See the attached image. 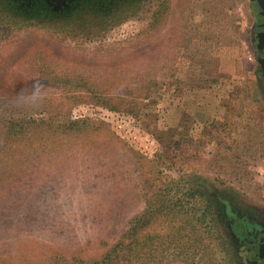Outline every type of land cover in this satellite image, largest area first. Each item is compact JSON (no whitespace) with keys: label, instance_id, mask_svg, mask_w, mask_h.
<instances>
[{"label":"rangeland","instance_id":"obj_1","mask_svg":"<svg viewBox=\"0 0 264 264\" xmlns=\"http://www.w3.org/2000/svg\"><path fill=\"white\" fill-rule=\"evenodd\" d=\"M256 1L71 0L60 11L0 0V95L40 110L54 99L69 118L105 126L97 171H89L96 160L68 153L0 196V264H29L35 251L47 264L99 257L101 241L112 244L143 208L136 189L143 166L161 172L165 185L185 178L202 185L208 226L227 249L214 264H254L252 236L240 240L235 218L264 227ZM77 76L97 81L106 100H66L59 82ZM13 151L3 161L20 180L31 169ZM13 188L31 196L14 201Z\"/></svg>","mask_w":264,"mask_h":264},{"label":"trees","instance_id":"obj_2","mask_svg":"<svg viewBox=\"0 0 264 264\" xmlns=\"http://www.w3.org/2000/svg\"><path fill=\"white\" fill-rule=\"evenodd\" d=\"M43 77L48 80L54 79V75L50 73ZM65 80L59 83L66 90V92L63 90L66 100L82 102L85 97L86 99L89 97L98 103L103 99V92L96 87L97 81L84 79L83 76ZM32 101L15 100L13 97H7L5 93L4 97L0 95V157H2L0 166L4 162V167L0 169V196L4 197V200L10 194L8 193L10 186L13 187L20 181L28 183L29 179L39 176V172L36 171L38 166H45L44 170H49L50 166L58 163L65 154L72 153L76 158L81 157L79 160L82 158L89 160V164L92 159L96 160L97 164L93 169H89L90 172L97 171L96 168L100 164L99 153L105 145L102 142V127L105 128L102 123L99 125L97 122L88 123L86 120L69 118L64 105L62 103L56 105L53 103L54 99L48 100L46 110L34 107L36 103ZM107 105H112L108 108L113 111L120 109L109 102ZM126 110L132 113L134 111L132 107ZM38 115L45 117L38 118L36 117ZM12 147L14 151L11 150ZM11 151L19 155L21 163L27 166L26 168L31 169L30 175H20L19 180L16 175L9 172L8 166L11 162L3 160L9 158L8 152ZM26 158L31 164H27ZM77 169L79 170V167L76 166L74 170ZM139 178L136 189L143 208L129 218L119 238L112 244L105 247L108 242L101 241L99 257L94 259L77 256L76 259L81 264H214V257H218L217 253L221 250L227 251L224 239L222 242L221 237L216 236L212 227L208 226L207 205L211 204V201L210 197L209 199L206 197L199 182L185 178L165 185L161 172L145 166ZM3 184L4 187H1ZM14 189L11 190L14 201L18 199L19 202L21 196H31L29 193L27 195L14 193ZM23 192H27L26 189H23ZM197 197L205 199V207L195 205ZM87 244L90 245V241H86L80 247ZM35 252L37 259L27 258L29 264H47L44 257H38L37 253L40 251ZM76 255H79V252ZM228 255L230 256V252ZM2 256L0 255V261Z\"/></svg>","mask_w":264,"mask_h":264},{"label":"flooded vegetation","instance_id":"obj_3","mask_svg":"<svg viewBox=\"0 0 264 264\" xmlns=\"http://www.w3.org/2000/svg\"><path fill=\"white\" fill-rule=\"evenodd\" d=\"M29 3L41 4L48 6L57 5L60 11H64L70 4L71 0H27ZM69 3V4H68ZM256 6V47L258 51V66L260 75L264 84V0H257L254 4ZM255 38V37H254ZM235 223L236 233L240 235V240L246 241L248 244L249 236L252 240L247 248V253L250 254L251 260L254 264H264V227L259 229L256 225L249 221H244L241 217ZM263 242V244H261Z\"/></svg>","mask_w":264,"mask_h":264}]
</instances>
